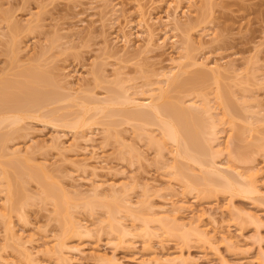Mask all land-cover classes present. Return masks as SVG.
<instances>
[{
    "label": "rangeland",
    "instance_id": "374dc122",
    "mask_svg": "<svg viewBox=\"0 0 264 264\" xmlns=\"http://www.w3.org/2000/svg\"><path fill=\"white\" fill-rule=\"evenodd\" d=\"M169 2L181 3L0 0V31L5 34L0 36V103L27 97L33 89L49 96L42 107L23 112L15 126L0 122V264H264V0H184L180 5L188 12L180 6L176 18ZM140 14L148 20L149 28L144 29L155 31L154 38L136 26L143 18ZM168 15L182 25L192 22L190 29L177 30L176 46L173 32L164 33ZM130 31L132 42L126 48L121 37ZM137 32L147 36H136ZM182 53L187 56L181 58ZM199 62L221 65L217 81V74ZM161 72L174 73L183 83L168 88V101L179 103L186 112L195 110L193 123L207 132L209 151L223 149L206 158L223 170L254 173L259 192L232 196L211 185L188 190L184 175L201 177L206 167L176 160L175 146L157 125L126 118V112L139 110L132 109L135 105L115 102L106 105L105 112L98 109L101 101L115 99L127 89L139 98L155 99L160 93L156 87L165 83ZM199 72L205 73L203 77ZM208 105L212 110L201 111ZM86 134L95 139L88 146ZM94 144L102 147L97 155L92 152L95 158L92 149L84 152ZM96 181L103 183L98 195L93 191ZM111 183L118 190L127 188L138 212L143 208L136 222L122 216ZM8 193L11 202L5 205ZM173 194L187 195L196 216L205 213L199 226L209 222L212 243L190 232L181 236L184 230L175 223L171 235L153 223L150 234L144 231L141 219L148 216L147 207L169 208L172 197H179ZM160 211L158 216L166 214ZM191 212L177 222L193 224ZM114 214L128 226L136 224L130 227L131 235L119 237L110 230ZM208 216L221 221L217 232ZM72 220L90 231L76 235L69 229ZM56 243L63 245L62 253L55 250Z\"/></svg>",
    "mask_w": 264,
    "mask_h": 264
},
{
    "label": "bare ground",
    "instance_id": "6f19581e",
    "mask_svg": "<svg viewBox=\"0 0 264 264\" xmlns=\"http://www.w3.org/2000/svg\"><path fill=\"white\" fill-rule=\"evenodd\" d=\"M179 1H181V3L180 4H182L183 2H184V0L182 1V0H179ZM172 2V1H171ZM171 2H169L168 4L170 5V6H172V4L173 3H171ZM178 2V1H177ZM176 2V4H178ZM106 4V3H105ZM175 4V2H174V8H175V10L173 9V12H172V17H174V14L175 13H177V11H178V9L179 8H181L182 6L180 5V4H178V5H176ZM168 5V8H170V6ZM183 5V4H182ZM115 6V5H114ZM181 6V7H180ZM89 7V6H88ZM112 7H113V5H112ZM116 7H117V5H116ZM114 8V11H115V13L117 12L116 10H119V8L117 7V8ZM172 8V7H171ZM183 9L181 10L183 13H186L187 14V12L186 11H184V7H182ZM90 9H91V7H90ZM93 9V8H92ZM112 10H113V8H112ZM139 10H141L139 13H142L143 14V11H142V8H140ZM168 10V9H167ZM180 10V9H179ZM170 11H172V9H170ZM112 13H114L113 11H112ZM114 13V14H115ZM166 13H167V11H166ZM114 14H111V15H114ZM142 14H140V15H142ZM167 14H169V12L167 13ZM105 15V14H104ZM143 15H145V13L143 14ZM142 15V16H143ZM178 15V14H177ZM167 17V16H166ZM165 17V18H166ZM172 17H170V15H168V17L166 18L167 20H166V22L165 21H163L164 23H165V35L166 34H169V32H173L172 33V36H171V39H172V41H173V44L176 46V44L178 45V43H179V40H178V37H177V32L179 31V29L181 30L183 27L182 26H184V29H185V27L186 28H189L190 29V27L192 26V22H187V24H181L180 23V21L179 20H176L175 21V19L174 18H176V16L174 17V18H172ZM111 18V17H110ZM114 18V17H113ZM112 18V19H113ZM161 18V17H160ZM160 18H159V20H160ZM165 18H164V20H165ZM173 20H172V19ZM111 19V20H112ZM110 20V19H109ZM114 20V19H113ZM119 20V19H118ZM157 20V19H156ZM155 20V21H156ZM159 20H158V22H159ZM139 22H137L138 23V25L136 24V26L140 29V28H142V29H144L145 28V25H146V27L147 28H149L147 25H148V20H146V16H143V18L142 17H140L139 18V20H138ZM149 21H152V20H149ZM113 22V21H112ZM114 22H116L115 20H114ZM131 24H132V22H130ZM152 23V22H151ZM125 24H127V22L125 23ZM131 24H127L128 25V27L129 26H132ZM153 24V23H152ZM151 24V25H152ZM156 24H157V21H156ZM159 24H160V22H159ZM174 24V25H173ZM194 24V23H193ZM127 25H124L125 27L127 26ZM155 25V24H154ZM112 26V25H111ZM123 26V25H122ZM150 26V25H149ZM151 28V27H150ZM130 29H132V27L130 28ZM125 30V29H124ZM145 30V29H144ZM143 30V31H144ZM149 30V32H148V36H150L151 38H154V35H156V34H154L155 33V31L153 32V30H151V29H147V31ZM152 32H151V31ZM164 30V29H163ZM162 30V31H163ZM178 30V31H177ZM142 31V32H143ZM146 30L144 31V32H147ZM159 31V30H158ZM125 32V31H124ZM138 34L136 35V36H143L144 34L147 36V33H144V34H142V33H139V32H137ZM156 33H158V32H156ZM5 34L4 33H2L1 31H0V36H4ZM123 35V37H121V40H123L122 42H124V46H126V48H127V46L129 47V45H130V42H132V35H133V32H129V34H127V33H124V34H122ZM145 35H144V37H145ZM140 37V38H141ZM167 38H169V36H166ZM117 38H120V37H117ZM148 37H146V42H148V39H149V41L151 42V40H150V38H148ZM120 40V41H121ZM134 40V39H133ZM118 41H119V39H118ZM149 42V43H150ZM178 47H181L180 45L178 46ZM181 49V48H180ZM178 51L180 52V50L178 49ZM181 53V52H180ZM187 55L184 53H182V55H181V58H185ZM200 63V65L203 67V68H205L206 67V69H208L209 71H210V73L211 74H217V76H216V81H217V79H218V75L220 74V64L218 63H214V64H206V63H204V62H199ZM198 63V64H199ZM203 72V71H202ZM162 73V72H161ZM201 72H199L198 74H199V76L201 75L200 74ZM205 74V73H204ZM203 73H202V75H204ZM159 75V74H158ZM200 76V77H203V76ZM39 76V75H38ZM162 76V78H163V80H164V84H160L159 86H157L156 88H159L160 89V93L158 94V96L155 98V99H153L154 97L152 96V95H149V96H147V97H142V98H139V97H137V96H135L133 93L131 94H128V91L127 90H129V89H127V90H124V92L121 94V95H119V94H117L116 95V98L114 99V98H112L111 100H104V101H101L99 104L100 105H97V106H99L98 107V109L99 110H103L104 111V108L106 107L107 108V106L110 104V106L112 105L111 103H115V102H117V103H120V104H124L125 103V105L128 103H130L131 105L133 104V105H135L136 106V108L134 107V108H132V109H138L139 108V110H137V111H129L128 112V114H127V112H126V114H125V116H127L126 118H128L129 120H138V122L140 121V122H143V123H146V124H155V125H157L159 128H160V130H161V133H162V135H163V137L165 138V140H168V141H170L174 146H175V151H174V158L176 159V160H184V159H186V160H190L191 162H193V163H195V164H197V165H199L202 169L203 168H207L206 169V173L203 175V176H201V177H192V176H188V174H186V175H184V181L186 182L185 184H187V189L189 190L190 188H191V191H193V190H195V189H197L198 191L199 190H203V189H199V187L198 186H203V185H207V188H208V185H209V187H213L214 188V190H216V191H218V192H227L228 194H230V195H237V194H241V193H243L244 192V195L246 194V192H259V189H258V187H257V185L255 184V181L253 180V178H252V176H254V173H251L250 175H246L245 173H243V172H240V171H238V170H236V169H233V168H231V167H227L225 170H223V169H221L220 167H218L216 164H217V161H211V160H209L208 158H206L209 154H211L213 157H216V155H218V153H220L221 152V150H223V149H220V150H216L215 151V153H212L211 152V150L209 151V148L207 147V145H209V144H207V142H208V138L207 137H205V133H207V132H205V130L203 129V127H201V126H198L199 124L198 123H196L197 125L195 126V124L193 123L194 121H195V113H197L195 110V113H192V112H194L193 110H192V112L191 111H188L187 110V112L182 108V107H180V105L178 106V104H176L175 102H170V100L168 101V99L166 98V94H167V92H168V88L170 89V87H176V88H178V86H182L183 85V83L182 82H180V79H179V77H176L175 75H174V73H162V74H160V77ZM198 76V77H199ZM33 77H34V75H33ZM215 77V76H214ZM35 78V77H34ZM160 81H162V79L160 80ZM182 81V80H181ZM29 88V87H28ZM32 88V87H31ZM35 89H37V88H35ZM32 90V89H31ZM34 91V89L32 90V92H31V94L30 95H28L27 97H24V98H22L21 99V97H16V99H12L11 97V103L10 104H7V103H9L10 102V100H9V102L8 101H6V102H3V104L2 103H0V113H5V114H3V116H1L0 117V122L2 123V124H4L5 122H7L8 121V123H12L13 125L14 124H17V123H20L19 121L21 120V119H23V116H24V113L23 112H26L27 110L30 112V109L31 108H35V107H37V106H43V104L44 103H46V100H49V98L48 99H46L45 100V97L46 96H48V95H46V96H44L45 94H48V92H46L44 95H42V94H40V92H42L41 90H39L40 92H39V94H37V92H33ZM38 91V90H37ZM126 91V92H125ZM21 92V91H20ZM136 92V91H135ZM134 92V93H135ZM25 93V92H24ZM24 93H22L21 92V94H24ZM137 93V92H136ZM135 93V94H136ZM222 93V92H221ZM16 95V94H15ZM119 95V96H118ZM222 94H220V96H221ZM17 96H20V93H18L17 94ZM54 96V95H53ZM57 96V95H56ZM220 96H219V98H220ZM224 95H222V97H223ZM13 97V96H12ZM49 97V96H48ZM51 98H56V97H52V95L50 96ZM221 97V98H222ZM7 99L6 100H8V98L9 97H6ZM47 98V97H46ZM1 99H3V97L1 98ZM0 99V101H2ZM57 99H59V97L57 98ZM53 100V99H52ZM96 100V99H95ZM99 101V100H98ZM94 103V102H93ZM45 105V104H44ZM96 105V104H95ZM107 105V106H106ZM193 105H195V104H193ZM41 106V107H42ZM39 107H37V108H39ZM94 107V106H93ZM138 107V108H137ZM196 108V110L198 111V113H199V110H198V108L197 107H194V109ZM201 108V107H200ZM212 106H210V105H208V106H206L205 108H202L201 109V111H204V112H209L210 110H212ZM97 110V109H96ZM106 110V109H105ZM190 110V109H189ZM27 111V112H28ZM26 112V113H27ZM99 112V111H98ZM101 112V111H100ZM105 112V111H104ZM202 114V113H201ZM124 116V115H123ZM80 119V118H79ZM81 120V119H80ZM200 120V119H199ZM205 120V119H204ZM258 120H259V118H258ZM257 120V121H258ZM22 121V120H21ZM256 121V122H257ZM81 122V121H80ZM213 122V121H212ZM84 123V122H83ZM11 124V125H12ZM205 124V123H204ZM211 124H213V128L212 129H215L214 127H215V124H214V122L213 123H211ZM1 125V124H0ZM7 125V124H6ZM13 125H12V127H13ZM208 125H210L209 123H208ZM8 126V125H7ZM10 126V125H9ZM15 126V125H14ZM144 126V125H143ZM198 126V127H197ZM207 125H204V127H206ZM212 125H210V127H211ZM252 126H255V125H252ZM74 127V126H73ZM209 127V128H210ZM208 128V127H207ZM252 129H253V127H251ZM75 129V128H74ZM92 130V129H91ZM211 132V131H210ZM209 132V133H210ZM213 132V131H212ZM216 132V131H215ZM88 134V133H87ZM86 134V135H87ZM211 135V134H210ZM61 136V135H60ZM60 136H59V138H60ZM84 136V135H83ZM88 136V135H87ZM86 136V138H84V140L85 141H87V142H84L85 143V145H86V143H87V146H88V141L90 142L91 141V143H94V141H95V139L92 137V134L90 135V136H88L87 137ZM152 137H153V135H151ZM151 136H150V138H151ZM58 138V139H59ZM211 137H209V140H211L210 139ZM216 136L214 137V139H212V141L213 140H216ZM229 136L227 137V140H226V145L229 143ZM3 140V139H2ZM7 140V139H6ZM83 140V141H84ZM151 140V139H150ZM154 142H153V141ZM152 142L153 143H158V140L156 139V141L154 140V138H152ZM5 141V140H4ZM211 142V141H210ZM0 143H1V140H0ZM6 143V142H5ZM158 144H160V143H158ZM6 145V144H5ZM83 147L84 148V152L86 151V152H88L89 150H91V154H92V152L93 153H97L98 151V149H100V148H102L101 146H97L96 144H94V145H92V147L89 149V147L91 146V144L89 145V147ZM2 147V146H1ZM81 147V149L83 150V148ZM210 147V146H209ZM31 151H33L32 149L30 150V153L29 154H32V152ZM1 152V151H0ZM85 152V153H86ZM34 153V152H33ZM94 154V155H95ZM98 154V153H97ZM96 154V155H97ZM33 155V154H32ZM31 155V156H32ZM96 155H95V157H96ZM30 155H29V157H27V159H31L32 157H31ZM93 156V154L91 155V157ZM90 157V158H91ZM94 156H93V158H95ZM98 157V156H97ZM101 158V157H100ZM99 158V159H100ZM98 159V158H97ZM96 159V160H97ZM99 161V160H98ZM179 164V163H178ZM178 167V166H177ZM176 169V168H175ZM179 169V168H178ZM226 170H229L228 172H230L231 174H233V172L234 173H236L235 174V176H237V177H231L230 176V174L229 173H227V171ZM177 171H180V169L179 170H177ZM182 172V171H181ZM185 173V172H184ZM183 173V174H184ZM180 175L182 174V173H179ZM179 175V176H180ZM29 176H31V174L29 175ZM215 177H217V179H215ZM237 178V179H236ZM177 179H178V177H177ZM181 179V178H180ZM97 182V181H96ZM94 183V182H93ZM103 184V183H102ZM102 184H101V182H97V183H94V194H96V195H98L99 193H97L96 191H99L100 189L99 188H101V186H102ZM211 185V186H210ZM109 186L113 189V191H112V193H111V195L115 198V201H117V202H119V200H120V202L119 203H121L122 204V206H121V211H123V213L124 214H122V216L124 215L125 217H127V218H132V222H136V220L137 219H140V215L138 214V213H140L141 211H142V207L140 208V212H138V210L137 209H135V207H133V205H132V202L130 201V197H128V195H127V192H125V191H127V188L125 187V189H123V190H118V188H116V184H113V183H111V184H109ZM190 187V188H189ZM204 187H206V186H204ZM13 188V187H12ZM5 189H6V187H5ZM205 189V188H204ZM210 189V188H209ZM1 190H3V189H1ZM7 190V189H6ZM208 190V189H207ZM206 190V191H207ZM211 190V189H210ZM210 190H209V192H210ZM213 190V189H212ZM8 191H10L11 192V190H9L8 189ZM10 193H8V195H9ZM174 195V194H173ZM176 195H178L179 197L178 198H175V197H172V196H170L169 197V199H168V202H169V200H170V198L172 197V199H171V201H170V204H171V207H161L160 209L162 210V211H160L159 209V211L160 212H163V213H166V214H164V215H160V216H158V214H159V211L157 210V208H154L153 206H148L147 207V209L148 210H150L148 213V216L146 217V218H143V219H141V221H142V226L144 227V231L148 234L149 233V230L148 229H150V228H152L151 226H152V224L151 223H153V224H155V225H157L162 231H163V234H165L166 233V235L167 234H169V235H171L172 234V227H171V225H174V223H175V226L174 227H178L177 229H180V230H184V232H183V235L181 234V236H184L186 233L185 232H187V233H191V234H194L195 236H197L199 239H203L204 241H206L207 240V242L209 243L210 242V237L208 236V234L210 233L209 232V229H208V227H206L207 225H208V223L209 222H206L207 224H206V226H205V224L202 226V227H200L199 225L200 224H203L202 223V221H203V219H204V215H205V213L203 214H199V213H197L198 215L196 216V214L194 213V211H196V210H194L195 209V207H193L192 205H191V203L189 204L188 202H187V195L186 196H183V195H179V194H175L174 196H176ZM7 196V195H6ZM10 196L11 195H9V198H7L8 200H6L8 203H5V205L7 204V205H9V201L11 200V198H10ZM180 196H182V199H181V203L180 202H178L177 203V201H175V199H180ZM237 196H239V195H237ZM56 198V197H55ZM113 198V199H114ZM175 198V199H174ZM54 199V198H53ZM56 200V199H55ZM64 201V200H63ZM11 202V201H10ZM187 202V203H186ZM64 204H65V201L63 202ZM118 203V204H119ZM145 204V203H144ZM194 205V204H193ZM107 206V205H106ZM141 206H145V205H141ZM193 208H192V207ZM122 207H123V209H122ZM146 207V206H145ZM120 208V207H119ZM163 208V209H162ZM227 209V208H226ZM192 211L194 214H195V216H196V218H195V216H193L192 215V217H193V220H195V222L192 220V218H191V220L193 221H191L193 224H191L190 223V225L188 224V225H186V223H184V222H177V220H178V217L179 216H182L185 212H187V211ZM229 210H231V208L229 209ZM113 211V210H112ZM119 211V210H118ZM121 211H119L120 213H121ZM191 212V213H192ZM231 212L232 213H234L233 212V210H231ZM158 213V214H157ZM190 213V212H189ZM141 214V213H140ZM111 215V214H110ZM208 215H209V213H208ZM210 215H212V214H210ZM119 216V215H118ZM206 216V215H205ZM209 217V218H208ZM207 218L209 219V221L210 222H212L211 223V225L213 224L214 226H212L213 228L215 227V230H213V228H212V230L213 231H216V228H217V226L221 223V221H218L217 220V218L215 217V216H211V218H210V216H208ZM195 218V219H194ZM73 219V218H72ZM171 221H172V223H171ZM189 221V222H190ZM198 224H197V223ZM110 225H109V227H110V230L112 229V231L113 232H119L118 233V235H120L119 237H122V236H126V235H131L132 234V231H131V229H130V227H131V225H132V227H133V225H134V227H135V223H132L130 226H128V224H126V220H124V219H122V218H118L115 214H114V216H111V220H110V223H109ZM195 224V225H194ZM231 224V223H230ZM229 223L228 224H226L227 226H229L230 225ZM231 226V225H230ZM71 228V229H70ZM210 228V229H211ZM220 228V227H219ZM227 228H229V227H226V230H229V229H227ZM68 229V228H67ZM69 229L73 232V233H75L76 235L77 234H82L83 233V230L85 231V232H89L90 231V227H87V226H82L81 224H78V222L76 223L74 220H72V221H70V223H69ZM221 229V228H220ZM218 230V229H217ZM219 231V230H218ZM225 231V230H224ZM230 231V230H229ZM84 232V233H85ZM176 232V231H175ZM182 232H180V233H182ZM217 232V231H216ZM220 232V231H219ZM226 232V231H225ZM225 232H223L225 235H226V233ZM83 233V234H84ZM214 233V232H213ZM221 235L223 234L222 233V229H221ZM114 234V233H113ZM116 234V233H115ZM150 234V233H149ZM214 234H216V233H214ZM214 234H212V235H214ZM223 234V235H224ZM174 235H176V234H174ZM178 235V234H177ZM224 235V236H225ZM21 237V236H20ZM19 237V238H20ZM214 237H215V235H214ZM226 238V237H225ZM101 239V238H100ZM185 239V238H184ZM96 241H98V239L96 240ZM28 243V242H27ZM96 243V242H95ZM211 243H212V240H211ZM100 244V243H99ZM30 245V244H29ZM98 245V244H97ZM96 245V246H97ZM99 246V245H98ZM101 246V245H100ZM99 246V247H100ZM65 247V246H64ZM54 248H55V250L57 251V252H60V253H62L63 251V245L62 244H60V243H56L55 245H54ZM74 249V248H73ZM76 249V248H75ZM78 249V248H77ZM76 249V250H77ZM79 250V249H78ZM77 250V251H78ZM80 252H81V250H79ZM83 251V250H82ZM29 253V252H28ZM102 255V254H101ZM101 255L98 253L97 254V257L99 256V258H102L101 257ZM58 259H59V261L61 262V263H64V261H65V259H64V257H62V256H60V257H58ZM166 260V259H165ZM168 261H170L169 259H167Z\"/></svg>",
    "mask_w": 264,
    "mask_h": 264
}]
</instances>
